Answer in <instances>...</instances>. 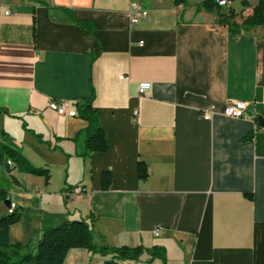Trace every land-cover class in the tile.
<instances>
[{"label": "crops", "instance_id": "0c3cea01", "mask_svg": "<svg viewBox=\"0 0 264 264\" xmlns=\"http://www.w3.org/2000/svg\"><path fill=\"white\" fill-rule=\"evenodd\" d=\"M131 1L148 11L136 24ZM200 1L0 0V138L49 173L0 171V187L12 184L1 212L7 201L21 212L10 243L33 249L42 230L80 220L96 248L143 249L131 264H264V27L228 33L202 19ZM243 1L250 15L257 0ZM90 98L103 153L85 152L78 114L46 107L77 111ZM229 100L246 102L249 117L222 116ZM77 185L81 196H62ZM109 257L75 248L63 264Z\"/></svg>", "mask_w": 264, "mask_h": 264}, {"label": "trees", "instance_id": "16d2710c", "mask_svg": "<svg viewBox=\"0 0 264 264\" xmlns=\"http://www.w3.org/2000/svg\"><path fill=\"white\" fill-rule=\"evenodd\" d=\"M183 0H174V4ZM232 2V0H228ZM246 6V2H242ZM196 10L213 11L215 24L223 26L228 33H247L256 27H264V0H257L251 7V13L240 25L234 23L236 12L233 8H221L213 0H201L195 4ZM77 114L87 122L83 130L84 147L87 154L103 153L107 150L104 130L98 123L97 114L91 108V98L77 106ZM13 165H7V162ZM26 173L36 177H42L45 182L49 180L46 168L32 167L19 151L5 138H0V171L10 173L12 170ZM137 176L146 180L147 172L142 163L137 166ZM111 178L108 171L100 173V189L106 191L110 186ZM6 192L0 188V203L6 200ZM21 219V212L15 207L10 213L7 211L0 215V264H63L65 255L69 249L83 248L101 255H109V260L104 264H117L126 262L131 264L136 261L144 251L141 248H107L105 246L94 247L91 241V231L83 221H65L55 227L41 231L36 246L33 249L22 246L19 243L9 242V229ZM156 248L152 250L155 255Z\"/></svg>", "mask_w": 264, "mask_h": 264}, {"label": "built area", "instance_id": "2783aa9c", "mask_svg": "<svg viewBox=\"0 0 264 264\" xmlns=\"http://www.w3.org/2000/svg\"><path fill=\"white\" fill-rule=\"evenodd\" d=\"M214 3L221 7V8H227L230 6V1L228 0H213ZM148 11L141 7L139 4L136 2L131 1L129 3V8H128V18H129V23L130 24H136L140 20L146 18ZM151 85L148 82H140L137 85V92L138 96L140 98L148 97L149 91H150ZM47 109L54 112L57 115L61 116H67V117H75L77 115L76 110H70L69 109V104L67 101H61V102H56V101H50L47 103ZM136 114V112H135ZM215 114V112L212 109L205 110L203 112H200V118L209 121L212 116ZM222 116L226 118H235V119H245L248 118V104L246 102L242 101H235V100H229L226 102L225 109L221 113ZM264 130V129H263ZM7 165L12 166L13 164L11 162H7ZM84 193V189L81 185H77L74 187H71L67 190H65L62 193V196L67 199H73L78 196H81ZM8 198H6L7 200ZM8 207H7V212L10 213L16 205L13 202L8 201ZM159 229L156 228L153 231V235L157 236L158 235Z\"/></svg>", "mask_w": 264, "mask_h": 264}, {"label": "rangeland", "instance_id": "374dc122", "mask_svg": "<svg viewBox=\"0 0 264 264\" xmlns=\"http://www.w3.org/2000/svg\"><path fill=\"white\" fill-rule=\"evenodd\" d=\"M233 1V3H232V5H233V7L236 9V16L235 17H237V20L235 19L234 21L236 22H241L242 20H244L248 15V13H244L243 12V8L244 7H246V6H243L242 5V2H244L243 0H232ZM249 4H252V3H254V1L255 0H246ZM241 5H242V7H241ZM242 8V9H241ZM203 13V15H202V19H204V20H207V21H211V22H215V16H214V12L213 11H205V10H203L202 11ZM0 177H1V175H0ZM2 182H1V189H3L4 190V188H5V186L6 185H8L9 187L10 186H12V184H11V179L8 177H3L2 179ZM2 211V209H1V207H0V215H3V213L1 212ZM30 249V248H29Z\"/></svg>", "mask_w": 264, "mask_h": 264}, {"label": "water", "instance_id": "95a60500", "mask_svg": "<svg viewBox=\"0 0 264 264\" xmlns=\"http://www.w3.org/2000/svg\"><path fill=\"white\" fill-rule=\"evenodd\" d=\"M258 125H259V126H260V125H263V126H264V120H262V119L259 118V119H258ZM8 203H9V202L7 201V202H6V205H5L6 208L8 207Z\"/></svg>", "mask_w": 264, "mask_h": 264}]
</instances>
